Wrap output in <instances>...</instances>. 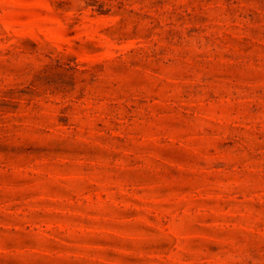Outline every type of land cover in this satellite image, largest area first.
I'll return each instance as SVG.
<instances>
[{"label": "rangeland", "instance_id": "374dc122", "mask_svg": "<svg viewBox=\"0 0 264 264\" xmlns=\"http://www.w3.org/2000/svg\"><path fill=\"white\" fill-rule=\"evenodd\" d=\"M0 264H264V0H0Z\"/></svg>", "mask_w": 264, "mask_h": 264}]
</instances>
